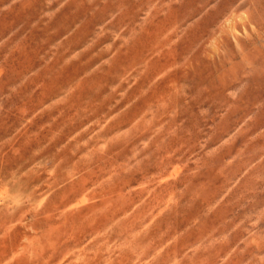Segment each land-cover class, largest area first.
Returning a JSON list of instances; mask_svg holds the SVG:
<instances>
[{"label": "clouds", "instance_id": "obj_1", "mask_svg": "<svg viewBox=\"0 0 264 264\" xmlns=\"http://www.w3.org/2000/svg\"><path fill=\"white\" fill-rule=\"evenodd\" d=\"M0 264H264V0H0Z\"/></svg>", "mask_w": 264, "mask_h": 264}, {"label": "rangeland", "instance_id": "obj_2", "mask_svg": "<svg viewBox=\"0 0 264 264\" xmlns=\"http://www.w3.org/2000/svg\"><path fill=\"white\" fill-rule=\"evenodd\" d=\"M21 18L17 17H9V18H0V30H3L11 25V22L15 20V22L19 23Z\"/></svg>", "mask_w": 264, "mask_h": 264}]
</instances>
